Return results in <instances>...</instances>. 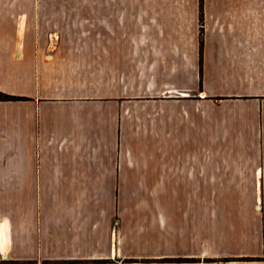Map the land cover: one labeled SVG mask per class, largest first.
<instances>
[{"label":"crops","instance_id":"obj_1","mask_svg":"<svg viewBox=\"0 0 264 264\" xmlns=\"http://www.w3.org/2000/svg\"><path fill=\"white\" fill-rule=\"evenodd\" d=\"M87 1L0 0V92L20 98L0 101V264H264L263 0H203L202 66L197 40L137 47L132 74L164 102L147 129L127 117L114 35L161 38L163 16ZM188 80L195 100L173 105Z\"/></svg>","mask_w":264,"mask_h":264},{"label":"rangeland","instance_id":"obj_2","mask_svg":"<svg viewBox=\"0 0 264 264\" xmlns=\"http://www.w3.org/2000/svg\"><path fill=\"white\" fill-rule=\"evenodd\" d=\"M101 2L99 0H91L87 2H77V7L83 9V7H90L92 12L98 16L99 10H101ZM196 4L198 5L197 21H196ZM203 0H123V6L125 10H128L131 7L138 6L140 8V14L147 10H151L156 13H160L163 18L162 20L165 23L167 31L161 38L150 32L148 27H132L131 25L124 26L122 33L114 35L116 40L123 41L125 43L124 50L125 60H124V81H123V93L124 98L123 102L125 105L130 107L127 117L132 116L129 120H134L138 124L144 126L145 129L148 128L149 123L152 125L155 124H164V102L162 100L151 98V96H144L143 94L148 95L151 93V90L148 83L143 80L144 74L141 72L138 76L132 74L133 64L138 66L137 60H132V54L137 52V47L142 49L138 52L146 53V48L151 42H162V44L171 45L172 48L179 46L191 48L192 44L197 40L199 43V62L202 66V50L203 42L205 35V22H204V13H203ZM146 9V10H144ZM263 25H264V0H263ZM55 40L60 41H90L98 42L101 40L100 34H83V35H58L54 37ZM115 40V39H114ZM141 45V46H140ZM134 47V48H133ZM133 48V49H131ZM163 53V50H159ZM139 67L142 68V63H139ZM142 71V70H141ZM158 85L156 91L158 93L162 92L164 87H171L166 85L163 82H156ZM153 87V86H152ZM172 87L182 88L184 90H189V98L181 100H173V105H187L189 102L194 101V94L190 92L191 81H186L185 83H174ZM167 88V89H168ZM175 101V102H174ZM132 111V112H131ZM156 111V113H153ZM158 114V115H157ZM155 115L157 118L155 120ZM176 114L172 112V121ZM133 118V119H132ZM159 119V120H158ZM191 119L189 118L188 121ZM174 125V124H173ZM117 226V221L114 222V227ZM182 261V262H179ZM196 259H186V258H177V259H140V260H125L124 264H192L196 263ZM94 264L108 263L111 264L112 261H93ZM11 264H31L27 261H13ZM42 264H85V261L81 259H55L49 260L44 259Z\"/></svg>","mask_w":264,"mask_h":264},{"label":"trees","instance_id":"obj_3","mask_svg":"<svg viewBox=\"0 0 264 264\" xmlns=\"http://www.w3.org/2000/svg\"><path fill=\"white\" fill-rule=\"evenodd\" d=\"M17 100H20V98L8 96L0 92V101H17ZM179 262H182V261H179Z\"/></svg>","mask_w":264,"mask_h":264},{"label":"bare ground","instance_id":"obj_4","mask_svg":"<svg viewBox=\"0 0 264 264\" xmlns=\"http://www.w3.org/2000/svg\"><path fill=\"white\" fill-rule=\"evenodd\" d=\"M0 233H1V232H0ZM2 233H3V232H2ZM2 233H1V234H2ZM1 241H2V243H4V239H3V237L1 238Z\"/></svg>","mask_w":264,"mask_h":264}]
</instances>
